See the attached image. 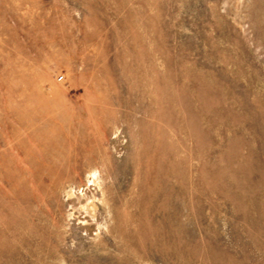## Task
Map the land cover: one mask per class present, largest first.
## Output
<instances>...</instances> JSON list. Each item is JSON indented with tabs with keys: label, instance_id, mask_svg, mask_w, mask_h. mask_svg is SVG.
Returning a JSON list of instances; mask_svg holds the SVG:
<instances>
[{
	"label": "rangeland",
	"instance_id": "1",
	"mask_svg": "<svg viewBox=\"0 0 264 264\" xmlns=\"http://www.w3.org/2000/svg\"><path fill=\"white\" fill-rule=\"evenodd\" d=\"M0 264H264V0H0Z\"/></svg>",
	"mask_w": 264,
	"mask_h": 264
}]
</instances>
